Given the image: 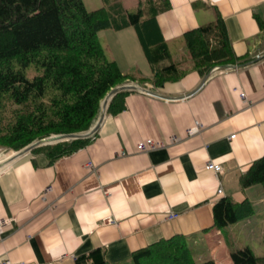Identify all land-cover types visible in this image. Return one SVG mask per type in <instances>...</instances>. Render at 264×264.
<instances>
[{
  "label": "crops",
  "instance_id": "crops-1",
  "mask_svg": "<svg viewBox=\"0 0 264 264\" xmlns=\"http://www.w3.org/2000/svg\"><path fill=\"white\" fill-rule=\"evenodd\" d=\"M168 2L156 22L182 75L155 85L132 27L145 58L135 42L117 43L113 59L134 78L123 108L106 110L91 140L69 155L49 163L30 150L0 167V219L8 220L0 231V264H75L97 248L107 264H134L135 251L173 236L185 238L196 262L233 264L230 252L244 246L264 255L263 187L240 182L264 155V0ZM216 11L234 54L248 61L200 73L183 33L211 22ZM195 121L199 130L188 135ZM147 138L162 146L136 151ZM207 161L222 165L219 180L204 168ZM47 185L52 191L42 201ZM226 196L249 200L253 213L217 228L213 205ZM169 213L177 216L168 219Z\"/></svg>",
  "mask_w": 264,
  "mask_h": 264
},
{
  "label": "trees",
  "instance_id": "trees-1",
  "mask_svg": "<svg viewBox=\"0 0 264 264\" xmlns=\"http://www.w3.org/2000/svg\"><path fill=\"white\" fill-rule=\"evenodd\" d=\"M169 6L168 0H138L135 12L121 11L120 21L112 22V10H87L82 0H0V146L20 150L54 134L86 132L96 121L108 92L134 80L108 58L98 39L100 30L133 27L154 67L155 85L182 75L156 22V16ZM183 39L191 66L200 73L248 61L234 54L218 11L211 22L185 31ZM29 70L34 71L31 77ZM127 92L120 90L112 96L108 113L123 108ZM91 137L38 146L32 151L44 153L52 163L82 148ZM10 156L13 154L2 156L0 162ZM240 182L243 187L260 184L264 192V155L241 175ZM252 213L249 200L236 202L222 197L213 205L214 226L221 228ZM132 257L134 264H215L212 259L196 262L182 236L150 244ZM230 258L233 264H264V255L255 254L249 246L234 249ZM75 264L107 262L104 251L97 248L77 256Z\"/></svg>",
  "mask_w": 264,
  "mask_h": 264
},
{
  "label": "rangeland",
  "instance_id": "rangeland-1",
  "mask_svg": "<svg viewBox=\"0 0 264 264\" xmlns=\"http://www.w3.org/2000/svg\"><path fill=\"white\" fill-rule=\"evenodd\" d=\"M82 1H83L84 6L86 7L87 10H94V9H98L101 7L112 10L113 15L110 19L112 22L120 21V19H121L120 18L121 17L120 12L121 11H123V12H135L136 8H137V2H138V0H82ZM118 4H121L122 9L120 8V6ZM98 39H99L101 46L105 50L108 58H110V59L114 58V53L120 52L118 45H120V42H121V45L124 46V41L135 42L136 45L138 46L139 50H140V53L144 57L143 51L138 44V40L135 36V32H134L132 27H128L125 30H121V31H115L111 28L100 30V31H98ZM117 43H118V45H117ZM33 74H34V71H32V70L28 71L29 77L33 76ZM5 114L8 115V111L5 112ZM23 148H21V149H23ZM15 151H19V150H15L14 148H11V147L6 148L3 146H0V160H1L2 156L6 155V154L7 155L8 154H13V155L16 154ZM9 158H7V159H9ZM6 160H4V161H6ZM4 161H2V162H4ZM2 162H0V163H2ZM252 246L254 248H256L257 253H261L259 251V247H258L257 242L253 243Z\"/></svg>",
  "mask_w": 264,
  "mask_h": 264
},
{
  "label": "built area",
  "instance_id": "built-area-1",
  "mask_svg": "<svg viewBox=\"0 0 264 264\" xmlns=\"http://www.w3.org/2000/svg\"><path fill=\"white\" fill-rule=\"evenodd\" d=\"M239 97L241 98L243 104L245 107H248L251 103V101L246 97L245 93L240 91L239 92ZM200 126V123L198 121H195V125L194 127H191V128H188L187 129V134L188 135H192L194 132L198 131L199 130V127ZM235 137V134H232L229 136L230 139L234 138ZM177 138H174L173 137V141H176ZM162 146V143L158 142V141H155L154 139H151V138H147V139H144V140H140L137 142L136 144V147H135V150L138 151V152H146V151H150V150H154V149H157L159 147ZM86 166L87 167H92L91 163L90 162H87L86 163ZM204 168L207 169V170H210L214 177L219 180V175L223 172V167L221 164L219 163H215L213 161H207L204 165ZM52 191V186L51 185H47L44 187L42 193H41V196H40V199L42 201H46V198H47V195ZM217 194H222L223 190H222V187L219 183L218 187H217V190H216ZM177 216L176 213H169L167 215V218L168 219H171V218H175ZM8 223V220L7 219H4V218H1L0 219V231L3 230V228L5 227V225ZM9 261H7L6 263H8ZM14 264H25L23 262H17V263H14Z\"/></svg>",
  "mask_w": 264,
  "mask_h": 264
},
{
  "label": "water",
  "instance_id": "water-1",
  "mask_svg": "<svg viewBox=\"0 0 264 264\" xmlns=\"http://www.w3.org/2000/svg\"><path fill=\"white\" fill-rule=\"evenodd\" d=\"M228 66H231V65H225L224 67H228ZM132 87H133L132 85L127 83V84L118 85V86L112 88L108 92V94L105 96V98L102 100L100 115H99L96 123L93 126H91V128L88 131L83 132V133H76V134H72V133L71 134H65V133L54 134V135L42 138V139L37 140V141L31 143L30 145L24 147L23 149L17 151L15 155H13L9 158V161L20 156V155H22V154H24V153H26V152H29L30 150H32L33 148L38 147V146H44V145L54 144V143L61 142V141H67V140H72V139H77V138H85V137L91 136L98 129V126L103 119L105 111L107 110L108 102L110 101L112 96L120 90L131 89ZM3 164H4V162L0 163V167Z\"/></svg>",
  "mask_w": 264,
  "mask_h": 264
}]
</instances>
